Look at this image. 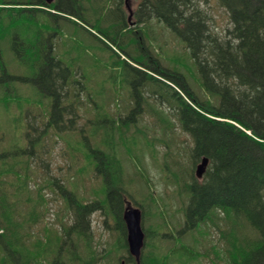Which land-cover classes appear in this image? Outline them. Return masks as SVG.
<instances>
[{"label": "trees", "instance_id": "1", "mask_svg": "<svg viewBox=\"0 0 264 264\" xmlns=\"http://www.w3.org/2000/svg\"><path fill=\"white\" fill-rule=\"evenodd\" d=\"M223 10L227 18L221 29L216 13L222 16ZM124 12L120 0L50 5L0 0V264L57 260L74 240L92 238L96 205L108 216L115 203L119 209L130 198L145 211L125 180L122 148L152 189L156 185L139 150L164 149L163 177L187 198L184 230L203 225L218 230L225 247L219 244L216 255L226 252V264H264V0H145L131 29L117 17ZM152 21L183 41L187 60L164 52L168 43L157 42L150 30L147 43ZM3 52L15 56L25 76L9 70ZM188 60L197 67L193 86L187 82L186 73L193 71ZM133 79L142 81V95V87L150 86L155 102L141 96L127 115L129 99L126 104L121 99ZM151 118L172 133L169 142L158 141L142 124ZM15 121L21 126L13 129ZM70 134L78 139H67ZM51 141L67 145L62 154L68 160L84 161L77 177L53 174ZM204 158L209 166L199 180L196 167ZM67 167L74 170L72 162ZM40 175L46 179L38 188ZM82 176L101 179V187L91 190L92 200L62 187L64 181L76 189ZM44 188L52 196L43 195ZM152 189L148 201L159 209L162 200ZM61 198L71 212L69 222L38 237L45 214ZM81 221L86 223L83 234ZM164 236L172 238L173 247L143 256L141 264L199 262L196 247H176L181 237ZM123 247H128L126 240ZM88 250L95 260V249L90 245ZM128 262L136 264L131 256Z\"/></svg>", "mask_w": 264, "mask_h": 264}, {"label": "rangeland", "instance_id": "2", "mask_svg": "<svg viewBox=\"0 0 264 264\" xmlns=\"http://www.w3.org/2000/svg\"><path fill=\"white\" fill-rule=\"evenodd\" d=\"M126 0H120L123 9L126 11V15L128 16V12L126 10ZM145 0H132L131 5L133 8V11L138 10L139 5L143 3ZM218 13H216V19L218 20V24L221 26V29H223L226 25V13L225 11H221L222 16H217ZM220 14V13H219ZM150 30L151 35H157V42H165L168 43L167 46L163 47L164 52H172L170 53V56L174 59L180 58L182 60H187L186 56V47L184 46L183 41L175 35L173 32H171L164 24L158 22V21H152L149 23L148 29L146 30V41L147 43L151 42V39L147 35V31ZM155 45V44H154ZM5 46V44H3ZM153 47V46H152ZM156 48H159L158 46H154ZM63 50V49H62ZM3 61L6 64V66L9 68V70L12 73L15 74H21V76L26 75V70L23 66L20 65L19 61L15 58L13 55H9L7 52H3L2 54ZM189 59V58H188ZM189 65H191V72L186 73L187 75V82L192 85L193 82H196V79L194 78L193 74H197V67L194 66L193 63H191L189 60L187 61ZM97 77V76H95ZM96 84L100 82L98 78H96ZM121 82H124V79H120ZM132 82V83H131ZM142 81L133 79L132 81H129L132 89L129 91V93L125 94V98L121 99V103L126 104L129 99V110L127 115L131 113V111L134 108H137V104L139 103V98L141 96L149 97L151 102H155V100L150 92L148 91L149 85H145L142 87L143 89V95L142 91L140 89V84ZM135 84V86L133 85ZM139 85V88H137V91L140 89V94L136 97L135 92L133 90L134 87ZM193 86V85H192ZM111 88V87H110ZM112 90V89H111ZM113 92V90H112ZM113 95L114 92H113ZM113 104V103H112ZM159 105L160 103H156ZM122 105V104H120ZM148 106L146 104H143V107ZM160 106V105H159ZM133 114V113H132ZM126 117V113H124V118ZM4 119V118H3ZM130 122H134V117L130 119ZM147 123H142L143 125H147L152 130L151 133H153V137H158V141H168L169 138L172 137V133L170 131H164L161 129V122H159L156 118H151L146 121ZM5 128L8 129V126L4 123ZM142 124H139V128H143ZM20 127L21 125H16V121L14 124L15 127ZM14 134L17 133L15 130L13 132ZM71 135V136H70ZM67 139H70L71 141H75L78 139L76 135L70 134ZM180 135V130L177 129L175 132V139ZM187 136L183 137V141L187 142ZM23 138H21L22 140ZM49 145L53 148H49V153H52L51 156H49V159H52V168L54 169L53 174L58 178H64L66 176H74L72 178H75L76 176V170L80 171L83 167V162L80 161V163H77V160H68V157L62 154V150L67 149V145L64 144V142L60 141L57 145H53V142H49ZM160 145V143L156 144ZM122 154L124 157V176L125 180L130 183L131 189L133 188V191H130L132 195L134 194V198L140 201L141 204L144 205L145 211L147 212L148 217L143 219V227L147 231V241L149 244L145 246L143 249V256H153L160 254L167 253L171 247H173L172 243L173 240L169 236H163L156 234L157 229L159 228L161 232H167L169 234L175 235V238H180L176 241L175 245L176 247H180V245L185 246L186 248L190 249L193 247H196L197 250L202 254L196 264H226L227 263V256L228 254L225 252L219 253V256L216 255V250L220 246L224 249L225 245L222 244L223 241H221V236L218 230L214 228H209L208 226H201L203 228H199L198 231H189L184 230L185 227V215H184V209L187 204V198L185 196H181L177 193L176 187L173 184H170L162 174V161H163V155H164V149L159 150V152H155L154 150H145L144 152L139 150V154L141 157H145L146 166L150 172V175L153 179V182L155 183L156 187L152 189L150 186H146V174H141L137 168V170L134 168V165L126 160L127 156L125 153V150L122 148ZM69 162H72V166L74 167V171L69 172L67 164ZM137 163V161H136ZM63 170H60L62 169ZM69 172V173H68ZM40 183L36 184V187L40 188L43 187L42 184L43 181L46 179L44 175H40ZM133 178L134 182L132 181ZM52 181V180H51ZM63 184L62 187H67L69 190H74L79 197L85 196L89 198V200L93 199V196L91 193V190L93 188L99 189L101 187V179H90L89 177L84 178L83 176L79 178L78 181H76V189L72 187L71 185L67 184V182L61 181ZM41 185V186H40ZM40 186V187H39ZM35 187V188H36ZM37 189V188H36ZM156 194V196H159L161 198V202L159 203V209L156 208V204H152L150 200L148 201V193L149 190H151ZM56 193L57 190L55 189ZM43 195H47L48 197L52 196L50 191L47 189L42 191ZM37 193V191H36ZM35 193V195H36ZM130 199V198H129ZM134 202V201H133ZM131 203L132 206L135 207L134 203ZM159 202V201H158ZM51 214L50 210L45 214L43 218V223L40 225L37 236L38 237H46L48 236L47 231H50V233L56 231L55 225L58 226L59 222H66V220L69 222L70 219V210L68 206L66 205V201L64 198L57 199L56 204H51ZM129 203L126 199L119 205L115 203L114 212L109 213L108 216H106V213L100 209L98 205L95 206L97 208L93 215L90 217L91 221V232H92V238H86L85 236H82L83 238H78L77 240H74L71 244V251H63V254L66 255V260L57 258V260L54 257H51L49 262H45L44 260H41L38 264H54L55 260L58 264H62V262L66 263V261H69L71 264H84V262H89V264H131L128 262V249L123 247L124 241L126 239V227L123 220V215L125 210L127 209ZM139 209L142 208L137 207ZM150 208V212L148 209ZM144 211V213H145ZM162 211V212H161ZM161 212V213H159ZM166 221L168 224V227L165 228L163 226V222ZM123 222V223H122ZM86 223L84 221H81L80 223V233H84ZM161 226V228H160ZM59 227V226H58ZM179 233V234H178ZM151 244V246H150ZM95 249L96 251V259L93 260L91 253V250H88L90 248ZM149 245V246H148ZM216 249V250H215ZM102 255H105V257H102ZM68 255V256H67ZM107 255V256H106ZM64 256V255H63ZM68 258V260H67ZM221 258V259H220Z\"/></svg>", "mask_w": 264, "mask_h": 264}, {"label": "water", "instance_id": "3", "mask_svg": "<svg viewBox=\"0 0 264 264\" xmlns=\"http://www.w3.org/2000/svg\"><path fill=\"white\" fill-rule=\"evenodd\" d=\"M45 3L51 4L55 0H41ZM131 0H126L127 7L131 12L129 19L133 17L130 6ZM209 165V159L204 158L202 163L198 165L196 170L197 178L201 179L206 173L207 167ZM124 221L127 228V243L129 247V252L131 256L135 257L136 261L139 263L142 255V249L145 245V234L142 228V213L139 209L136 208H127Z\"/></svg>", "mask_w": 264, "mask_h": 264}]
</instances>
